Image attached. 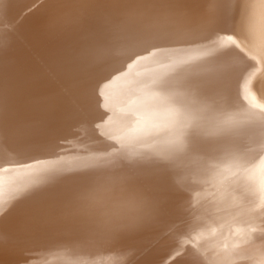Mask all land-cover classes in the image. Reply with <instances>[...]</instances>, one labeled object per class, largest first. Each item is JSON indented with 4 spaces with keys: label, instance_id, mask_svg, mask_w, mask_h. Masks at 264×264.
<instances>
[{
    "label": "bare ground",
    "instance_id": "bare-ground-1",
    "mask_svg": "<svg viewBox=\"0 0 264 264\" xmlns=\"http://www.w3.org/2000/svg\"><path fill=\"white\" fill-rule=\"evenodd\" d=\"M209 3L256 59L189 49L227 82L214 116L234 135L186 153L178 126L145 135L127 115L136 82L170 69L127 61L114 25L159 10L197 31ZM0 169V264H264V0H0ZM134 207L143 222L116 240L82 229Z\"/></svg>",
    "mask_w": 264,
    "mask_h": 264
},
{
    "label": "snow or ice",
    "instance_id": "snow-or-ice-1",
    "mask_svg": "<svg viewBox=\"0 0 264 264\" xmlns=\"http://www.w3.org/2000/svg\"><path fill=\"white\" fill-rule=\"evenodd\" d=\"M218 8L215 3L208 4L207 24L197 31L180 27L169 13L159 10L134 13L114 25V33L123 44L127 61L151 57L154 63L170 69L146 82H136L128 92L127 115L132 118L134 127L145 135H151L153 129L161 130V126L165 129L178 126V146L186 153L204 151L209 144L219 152L233 144L234 135L227 121L214 116L228 111L233 103L232 98L225 95L222 107L217 99L227 89V82L205 79L198 62L200 58L189 54V49L220 40V50L214 61L240 58L234 49L256 59L243 45L235 28L227 27L237 24L235 17L229 20ZM246 15L240 13L241 30ZM121 72L122 69L116 70L117 75ZM110 82L106 80L105 85ZM118 179L124 183L130 181L127 176ZM96 195L97 190L90 185L81 198L88 200ZM143 220V211L134 207L127 217L90 219L82 229L94 240H116L134 231L135 225Z\"/></svg>",
    "mask_w": 264,
    "mask_h": 264
}]
</instances>
